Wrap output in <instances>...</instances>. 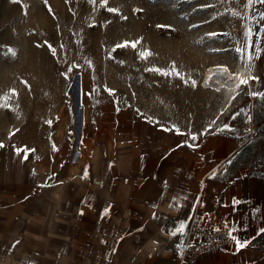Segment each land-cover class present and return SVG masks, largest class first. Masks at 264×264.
<instances>
[{
  "label": "rangeland",
  "instance_id": "rangeland-1",
  "mask_svg": "<svg viewBox=\"0 0 264 264\" xmlns=\"http://www.w3.org/2000/svg\"><path fill=\"white\" fill-rule=\"evenodd\" d=\"M261 14L260 0H0V97H8L0 107V264H174L184 238L170 234L178 220L154 232V218L118 215L120 199H101L90 185L108 169L121 189L115 169L128 161L98 163L95 150L115 160L138 127L168 136L175 126L179 140L203 133L211 146L220 135L235 140L208 175L209 193L219 181L264 178V99L250 95L264 93ZM246 42L259 49L258 80L228 103L203 78L211 68L244 67L235 48ZM225 124L230 130H218ZM260 242L264 258V234Z\"/></svg>",
  "mask_w": 264,
  "mask_h": 264
},
{
  "label": "crops",
  "instance_id": "crops-1",
  "mask_svg": "<svg viewBox=\"0 0 264 264\" xmlns=\"http://www.w3.org/2000/svg\"><path fill=\"white\" fill-rule=\"evenodd\" d=\"M96 132L98 135V128ZM101 132L103 139L108 140V129ZM195 135L198 137L195 141L189 138V134L180 136L179 140L176 131H169L167 136L156 132L151 134L145 127H138L132 138L128 136L129 139L124 142L129 149L119 150L115 160L102 155L104 148L98 147L95 150L98 163L102 159L107 163L126 159L128 167L124 166V172L121 165L115 169L120 170L115 179L122 176L119 190L114 189L111 180H108V169L104 180L90 178L94 193L106 201L120 199L115 204L116 209L122 211L118 214L120 216L135 213L144 219L154 218L153 224H150L154 232H162V227L171 220H178L177 223L186 220L189 228L202 180L206 177L207 181L210 172L223 164L236 146L235 140L227 136L215 138L211 146L203 133ZM99 180L103 182L97 188ZM118 194L121 196L117 198ZM209 194L218 196V212L229 225L237 228L235 235L250 243L240 249L235 243L226 245L217 252L201 257L197 264H264L263 254L259 251L263 235L259 230L264 228V178L238 176L219 181L216 190ZM174 198L178 199L174 201ZM234 199L240 203L234 206ZM174 264H180L179 257Z\"/></svg>",
  "mask_w": 264,
  "mask_h": 264
},
{
  "label": "built area",
  "instance_id": "built-area-1",
  "mask_svg": "<svg viewBox=\"0 0 264 264\" xmlns=\"http://www.w3.org/2000/svg\"><path fill=\"white\" fill-rule=\"evenodd\" d=\"M218 207L219 198L209 194L205 177L196 195L190 226L183 238L180 264H197L201 257L235 243L227 236V229L224 228L227 220L219 214ZM215 228H220V231H214Z\"/></svg>",
  "mask_w": 264,
  "mask_h": 264
},
{
  "label": "snow or ice",
  "instance_id": "snow-or-ice-1",
  "mask_svg": "<svg viewBox=\"0 0 264 264\" xmlns=\"http://www.w3.org/2000/svg\"><path fill=\"white\" fill-rule=\"evenodd\" d=\"M16 2H19V0H16ZM90 2H95V0H90ZM102 4L106 5L107 4V0H101ZM256 2V0H248V4H252ZM260 2L264 3V0H260ZM109 12H116L118 11L117 9H112V8H108L107 9ZM232 15L234 16H239L240 13L233 11ZM261 19L264 20V14H261ZM209 35H216V34H209ZM246 37H251V30H248L245 33ZM128 42H125L123 45H118V47H125L127 46ZM133 47H135V44L132 45ZM49 47H51L49 45ZM236 53L238 54L240 60L243 62L245 69L248 72V75H243V74H239L236 76V79L239 81L236 85L235 88L236 89H240L242 86H247L249 85L250 82L252 81H256L258 80V77H256L253 72H252V68H253V61L254 59L259 55V49L257 47H255L252 43L250 42H246V44L244 46H239L235 48ZM14 54V53H13ZM53 54H55V50H53ZM143 58H146L148 55H151L150 52H142L140 54ZM175 66H173V70H174ZM71 69H69L70 71ZM150 71H155L160 73L161 75H169V72L163 70V69H158V68H154V69H150ZM224 71L226 72L227 69L225 68ZM66 75V73H65ZM176 75H179V73H176ZM229 79H232V76L228 77ZM193 85L195 86V82H193ZM109 94H112L113 90L112 89H106ZM219 90V89H218ZM13 94H15V90H12ZM251 96L253 97H260L262 99H264V93L262 92H251L250 93ZM234 98V97H233ZM8 97H0V107H7V101ZM249 120H251V117H247ZM149 120H151V118H148ZM213 123H215V121H213ZM173 129L176 131L177 134H183L180 132L179 128H176L175 126H173ZM165 130H172V129H165ZM218 130L220 131H227L230 130L229 126L227 124H225L222 128H219ZM189 138L192 141H195L198 139L197 135L195 134H189ZM194 146V145H193ZM0 147H3V144H0ZM26 152L27 150L25 149H21V148H17L16 152L19 155L21 152ZM27 155L24 156V159H27ZM228 163H231V161H228ZM213 177L216 175L215 172H213ZM178 199V198H174V201ZM240 203L239 200H233V205H238ZM109 209H105L104 210V215H108ZM224 228L227 229V236L230 240L235 242V245L238 249L240 248H244L247 247L248 244L250 243V241L247 240H241L240 238H238L235 233L237 231V228L229 225L227 222L224 224ZM188 229V224L186 222V220H181L179 221L178 225L175 226L172 230H171V235L172 236H180V237H184L186 235V231ZM214 231H220V228H215ZM260 233L264 234V228H261ZM183 245H178V248H182Z\"/></svg>",
  "mask_w": 264,
  "mask_h": 264
},
{
  "label": "bare ground",
  "instance_id": "bare-ground-1",
  "mask_svg": "<svg viewBox=\"0 0 264 264\" xmlns=\"http://www.w3.org/2000/svg\"><path fill=\"white\" fill-rule=\"evenodd\" d=\"M239 74L248 75L247 70L242 66H237L236 73L225 72L223 69L211 68L203 78V84L209 90L213 92H228L230 94L234 93V90H228L231 86H235L239 81L236 76ZM232 76V79L228 77ZM219 89V90H218ZM231 97V95H230Z\"/></svg>",
  "mask_w": 264,
  "mask_h": 264
},
{
  "label": "clouds",
  "instance_id": "clouds-1",
  "mask_svg": "<svg viewBox=\"0 0 264 264\" xmlns=\"http://www.w3.org/2000/svg\"><path fill=\"white\" fill-rule=\"evenodd\" d=\"M228 90H234V91L236 90V92L233 95L234 98L232 97L231 99H230V96L227 94L226 91L222 93L224 95L226 101L228 103H230V102H232V101H234L236 99V96L238 95V89H236L235 86H231Z\"/></svg>",
  "mask_w": 264,
  "mask_h": 264
}]
</instances>
